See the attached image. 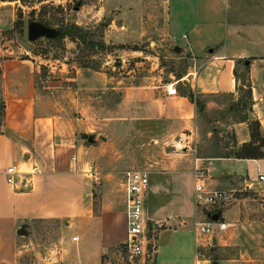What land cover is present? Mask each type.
Segmentation results:
<instances>
[{"label":"crops","instance_id":"crops-1","mask_svg":"<svg viewBox=\"0 0 264 264\" xmlns=\"http://www.w3.org/2000/svg\"><path fill=\"white\" fill-rule=\"evenodd\" d=\"M164 1L166 11L161 34L184 61L179 75L166 81L155 76L145 80L144 75L126 81L131 74L114 76L104 71H85V105L94 102L95 87H106L103 91L108 98L102 108L108 111V116L103 124L108 126L110 140L87 141V145L81 146L73 137L72 129L67 139L76 147L74 160L70 158L71 152L64 154L71 148L70 144L63 147L62 138L56 135L60 123L69 121L73 125V121L61 112V107L42 106L50 90L47 85L39 89L34 84L36 68L23 60L2 59L0 264H19L17 256L24 249L18 250V241L28 237L29 228L43 220L61 221L67 228L62 232L61 252L54 259L59 260L57 264H110L106 258L109 250L116 252L124 239L121 173L126 169H146L132 165L126 169L119 167L122 162L131 163L125 157L131 151L130 141L133 147L139 148L145 142L170 144L183 132L193 137L194 146L197 142L195 151L180 152L183 154H178L180 157L174 162H164L162 169L147 174L143 216L148 245L152 246L150 258L156 253L158 239L163 238L165 243H174L177 255L181 254L182 247H188L184 251L186 255L181 257L184 258L182 264H194V251L202 254L206 243L195 239L190 222L194 217L207 220L217 214V220L228 225L223 230H212L209 243L218 252L212 254L216 264H264V229L242 232L238 206L232 203L235 198L212 210L196 206L191 175L197 168L207 188L232 191L234 186L241 185L264 198V182L256 178L257 173H264V155L240 158L235 154L242 144L251 140L249 120L257 122L256 138L264 142V0H190L193 6L189 11L182 8L180 20L177 18L180 11L170 10L169 0ZM133 11L135 8L122 10V13L133 14ZM131 24L141 28L140 21L131 20L122 21L118 29ZM242 68L243 74L239 72ZM169 77H173L170 72ZM170 84L176 86L175 93L166 91ZM247 87L249 94L245 91ZM239 88L245 91L250 118L232 124L234 142H230L228 148H237V151H222L226 147L216 144L215 128L206 130L203 137L204 142L212 138L210 151L208 145H200L196 131L197 106L187 98V93L191 92L199 102L201 98L219 95H229L230 100L235 101ZM110 142L116 145H109ZM244 162L254 164V177L248 176ZM32 163L38 165V173L25 174L14 186L5 182L3 171L7 165L16 164L26 169ZM162 212L167 215L159 216ZM154 215L157 217L153 218ZM176 217L181 220L180 227L161 228L159 221H169L171 225ZM147 222L151 226L149 235ZM118 226L121 233L116 229ZM18 229L21 234H17ZM173 232L181 234L173 239ZM190 232L192 240L190 238L188 246L184 239ZM67 243L72 244V248L65 246ZM211 262L212 259L202 264Z\"/></svg>","mask_w":264,"mask_h":264},{"label":"rangeland","instance_id":"rangeland-1","mask_svg":"<svg viewBox=\"0 0 264 264\" xmlns=\"http://www.w3.org/2000/svg\"><path fill=\"white\" fill-rule=\"evenodd\" d=\"M165 4L164 0H0V63L2 59L11 58L16 61L23 60L36 68L34 84L39 89L41 85H47L50 90L49 98L42 102V106L50 104L54 108L61 107V112L73 121V125L69 121L60 123L56 130V135L62 138L63 147L70 144L67 138L71 136L72 129L73 137L81 146L88 144L86 137H89V142L110 140L107 136L109 132L106 130L108 126L103 124L108 116V111L102 108L105 99L108 98L107 92L103 91L106 87H95L94 102L85 105V71H104L114 76L131 74L126 81H133L141 75L146 76L145 80L153 79L151 76H155L166 81L179 75V69L184 65V61L177 57L178 52L173 49L172 43L161 34L165 21ZM168 5L170 10L176 9L181 12L177 14L180 20L182 8L189 11L193 3H190V0L189 2L169 0ZM138 7L140 9H136ZM132 8H135L133 11L135 13H122V10L131 11ZM107 18L109 20H106ZM131 20L140 21L141 28L137 25L133 27L131 24L125 26V29H118V24L122 21ZM31 21L52 27L56 32L52 36L29 37L27 24ZM177 25L175 24L176 29ZM122 32H125L124 36ZM169 72L173 77L168 78ZM239 72L243 74V68ZM230 98L229 95L201 98L203 105L201 102L196 105V131L201 141L200 145H208L210 151L214 142L212 138L207 142L203 141L206 130L212 131L215 128L213 133L216 144L220 143L226 147V150H222L224 153L237 151V148H228V144L234 142L232 124L245 117L248 120L250 118L244 89L237 90L235 101ZM1 104L0 94V115L3 107ZM112 144L116 145L115 142L109 143ZM196 146L197 142L195 149ZM75 148V145L71 146L64 154L71 152L70 156L76 159ZM129 150L130 154L126 153L125 157L130 159L131 163L122 162L119 167L122 169L130 168V165L136 168L145 167L147 174L148 171H159L164 162H174L180 157L178 154H183L173 150L167 142L161 141L145 142L140 148L133 147L130 141ZM243 164L248 176L254 177V164L252 162ZM233 188L235 190H232V196L235 201L232 203L238 206V221L242 224V232L264 229V198L254 190L244 189L241 185ZM150 198L152 201L151 195ZM158 199L161 202L165 201V198ZM196 209L198 212V208ZM165 212L158 215L165 216L167 215ZM155 217L157 216L154 215L153 218ZM194 220L198 218L194 217L190 222L192 230ZM180 221V218L176 217L171 225L167 223L169 221L159 222L162 223L161 228L170 229L180 227ZM149 224L147 222L148 235L151 228ZM29 229L28 237L21 238L17 243L18 250L24 249L17 256L19 264H57L59 260L55 262L54 259L61 252L62 232L67 229L64 224L57 220H43ZM116 229L121 233L120 226ZM191 232L187 233L188 238L184 239V244L187 242L188 246L190 238L192 240ZM180 234L173 232L171 238L176 239ZM183 237L184 235L180 239ZM65 246L72 248L73 245L67 243ZM148 248L150 258V244ZM174 249V243L168 244L163 242V238L158 239L156 253H153L149 264H182L184 258L181 257L186 255L185 247L181 248L180 255H177ZM213 253L218 252L208 243L200 257L211 261ZM106 258L110 264H130L122 245L116 252L109 250Z\"/></svg>","mask_w":264,"mask_h":264},{"label":"built area","instance_id":"built-area-1","mask_svg":"<svg viewBox=\"0 0 264 264\" xmlns=\"http://www.w3.org/2000/svg\"><path fill=\"white\" fill-rule=\"evenodd\" d=\"M166 91L175 93L176 86L170 84ZM170 146L175 151L193 152L194 141L193 137L186 132L180 133L173 138ZM74 160L73 156H70ZM39 167L32 163L28 168H20L16 164H9L4 168V180L9 185H15L16 181L23 179L25 174L38 173ZM91 171H88L90 173ZM121 192L123 197V215H124V239L122 242L123 248L128 256L130 264H149V238L146 234V221L143 216V198L147 190L148 178L145 170L126 169L122 171ZM192 198L196 206H201L205 209L220 208L228 204L232 199V191L224 189L207 188L203 174L200 169L192 170ZM94 177H98L94 174ZM257 181L264 182V173H257ZM228 224L220 220H194L193 232L195 239L208 244L210 242L212 230H223ZM200 243V242H199ZM150 252L152 251V246ZM198 250L194 251V264H202L209 262L203 257Z\"/></svg>","mask_w":264,"mask_h":264},{"label":"trees","instance_id":"trees-1","mask_svg":"<svg viewBox=\"0 0 264 264\" xmlns=\"http://www.w3.org/2000/svg\"><path fill=\"white\" fill-rule=\"evenodd\" d=\"M241 83L245 84L243 82H241ZM239 87H242V85H240ZM245 91L247 92V94H249V92H250L248 87L245 88ZM187 98L190 101H194V103L196 105L199 104V101L193 97V94L191 92L187 93ZM257 128H258L257 122L254 120L250 121V138H251V140H250V142L244 143L239 147V150L235 153L237 157L250 158V157H261L264 155V150H261V146H264V142L262 140H258L256 138Z\"/></svg>","mask_w":264,"mask_h":264},{"label":"water","instance_id":"water-1","mask_svg":"<svg viewBox=\"0 0 264 264\" xmlns=\"http://www.w3.org/2000/svg\"><path fill=\"white\" fill-rule=\"evenodd\" d=\"M106 20H109L108 18ZM56 31L54 28L46 26L40 22L37 21H31L27 24V35L29 37H35L38 35H46V36H52ZM87 141H89V138H87ZM211 220L217 219V214H214L210 217ZM17 234H21V230H17ZM212 262L211 264H216L215 261V255H212L211 257Z\"/></svg>","mask_w":264,"mask_h":264}]
</instances>
